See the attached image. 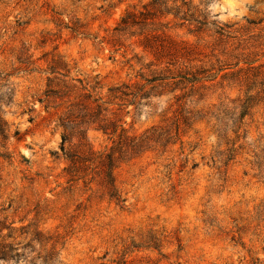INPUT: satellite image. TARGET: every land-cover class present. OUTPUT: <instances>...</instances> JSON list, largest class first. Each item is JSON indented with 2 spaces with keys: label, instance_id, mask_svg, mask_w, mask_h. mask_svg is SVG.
<instances>
[{
  "label": "rangeland",
  "instance_id": "rangeland-1",
  "mask_svg": "<svg viewBox=\"0 0 264 264\" xmlns=\"http://www.w3.org/2000/svg\"><path fill=\"white\" fill-rule=\"evenodd\" d=\"M152 2L0 0V230L13 238L22 229L30 238L34 230L43 235L42 246L32 244L17 263L0 264H43L48 255L51 264H264V215L256 214L264 204V180L248 165L249 146H264V104L244 119L239 139L232 137L234 147L244 149L227 166L211 161L218 149L209 114L169 144H149L151 149L114 164V184L125 202L109 201L94 173L69 182L58 124L65 105L55 110L40 102L47 79L55 76L48 69L52 61L60 60L70 78L91 86L98 97L127 85L157 87L138 100L136 110L123 106L114 116L131 134L165 119L171 123L184 101L203 99L199 108L206 115L226 98H243V86L221 79L226 64H238L234 70L244 69L242 74L246 63L264 70V0ZM183 3L203 13L207 24L200 31L175 15L186 10ZM146 12L154 15L143 20ZM130 13L135 23L121 27V46L112 47L113 30ZM219 28L223 36L215 34ZM150 31L196 52L183 60L156 57L142 45ZM189 60L209 70L203 77L217 79L191 93L190 87L181 92L172 85L147 86L156 69L171 63L174 73ZM184 93L187 99L177 103L176 95ZM88 129L94 150L111 147L109 136L94 125Z\"/></svg>",
  "mask_w": 264,
  "mask_h": 264
},
{
  "label": "trees",
  "instance_id": "trees-1",
  "mask_svg": "<svg viewBox=\"0 0 264 264\" xmlns=\"http://www.w3.org/2000/svg\"><path fill=\"white\" fill-rule=\"evenodd\" d=\"M158 4L159 0H154L151 6ZM183 6L187 7L186 10L175 15L182 14L180 18L182 21L191 25L194 24L198 29L197 31H200L207 24L203 13L196 7L189 8L186 3H183ZM152 12L140 15L144 18L143 20H148L150 15H154ZM135 21L136 16L131 13L124 16L120 25L113 30L109 44L112 47H120V42L125 34V29H121V27L126 28L129 24H134ZM222 31L224 29L219 28V31H216L215 34L223 36ZM143 36H145L142 41L144 49L151 50L159 58H179V60H183L196 52V47L176 42L155 31H150ZM190 62L194 61L189 60L186 65L182 64L180 69L175 70L174 73H171L169 69L171 63H167L165 69H156L152 78L146 80L147 86L152 84L172 85L175 87L173 91L180 90L181 92L190 87L191 93L205 89L206 83L217 79L212 75L203 77L202 75L209 72V70L197 68V65ZM246 64L248 68L244 74H242L244 69L234 70L238 64H226L219 69L220 73L225 72L221 79H230L246 89L243 98L237 97L233 100L226 98L228 102L221 101L213 105L214 111L206 112V115H203L204 110L199 108L203 99L192 100L188 103L184 101L176 107L171 123L168 119H165L161 124L153 126L140 134H131L124 127L127 123L122 122L119 118H117L118 120L114 119V116H119L117 113L122 109L120 107L123 106L125 108L133 106L136 110L138 100L148 99L152 95L151 91L157 87L154 86L149 91H144L146 85H127L111 88L106 98L98 97L90 91L91 86L84 85L82 80L70 78L66 65L60 60L52 61L48 69L51 75L55 76L47 79V90L44 93V99H41L40 102L46 103L47 108L52 107L55 110L62 105L61 103L65 105L61 111L58 110V124L63 131L61 151L70 164L65 170L70 177L69 182L83 180L94 173L97 177H101L98 186L105 192L104 195L108 196L109 201H115L117 204L125 202V200H121L119 191L114 184V164L122 157L137 155L143 150H149L156 145L162 147L169 144L171 139H178L185 127L206 120L205 118H208L206 116L209 114V120L207 119L206 123H211L210 127L217 139L218 149L212 154L211 161L213 165L227 166L238 154V151L244 149L241 146L236 149L234 147L235 140L232 137L239 139L238 134L242 129L244 119L250 115L256 106L264 104V70L262 67H251L253 63ZM179 85H184V87L178 88ZM186 96V93L176 95L177 103L185 99ZM109 104L117 105L118 109L108 111L104 107ZM130 113L131 111H128L126 114L129 115ZM92 125L96 128L94 130L101 131L109 136V140L112 142L111 147L102 151L94 150L86 134V131L88 132V128ZM3 134L5 135V131L0 126V135L3 136ZM75 139L77 140L76 143L73 142ZM66 144H69V149L66 148ZM149 144H152V146L148 149ZM223 147L225 149L222 150ZM249 151L251 160L248 165L251 171L254 172V177L262 182L261 180H264V146L251 145ZM256 214L258 217L264 215V204L259 206ZM32 234L34 237L30 238V231L22 229L20 237L17 238L24 236L23 240L17 241V238H13L11 234L4 235L0 230V263H17L18 259L24 256L23 251L30 249L32 244L37 243L42 246L43 235L36 230ZM48 239H45L46 243L51 240ZM50 257L48 255L43 258V264H51L52 259Z\"/></svg>",
  "mask_w": 264,
  "mask_h": 264
}]
</instances>
